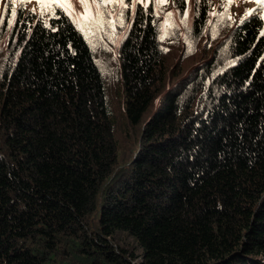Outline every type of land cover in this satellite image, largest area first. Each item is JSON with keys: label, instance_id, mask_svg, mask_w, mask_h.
Wrapping results in <instances>:
<instances>
[{"label": "trees", "instance_id": "16d2710c", "mask_svg": "<svg viewBox=\"0 0 264 264\" xmlns=\"http://www.w3.org/2000/svg\"><path fill=\"white\" fill-rule=\"evenodd\" d=\"M175 4L191 48L138 3L112 77L67 16L0 34V264H264V20Z\"/></svg>", "mask_w": 264, "mask_h": 264}, {"label": "rangeland", "instance_id": "374dc122", "mask_svg": "<svg viewBox=\"0 0 264 264\" xmlns=\"http://www.w3.org/2000/svg\"><path fill=\"white\" fill-rule=\"evenodd\" d=\"M205 1H207V3L209 4L208 6H210L209 11L214 10L216 13H220L223 11L222 8L223 5L224 7L229 8L231 12V19H228L227 16H224L222 18L219 16H215V17L212 16L213 17V19L211 20L212 23L211 24L208 23V30L210 32V33L208 32L209 35H213L215 32L218 33L221 28L227 26L232 22H236V20L241 17H244L246 10H255L260 7L257 3L254 2V0H247V2L246 0H232V3L230 5L228 4V0H205ZM3 2L4 3L6 2L8 4V9L10 11L7 17L6 16L7 5L0 6V34L4 33L5 29L8 28L7 25L9 24V21L12 20L10 12L13 7L17 12L19 8L22 7V4L26 3L25 11H32L33 9H35L36 14H39L41 12V7L40 4L38 3V0H15V3H13L12 0H2V4ZM144 2L147 3V5L152 4L156 9L157 11L155 12L157 15L156 18L158 20V24L161 25V29H160L161 35L167 37L168 45L170 48L175 50V48L181 49L182 46L190 45L192 40L187 35V28L185 27L184 24L180 23V20L184 17L182 14H180L179 16L175 15L176 13H178L177 12L178 6L175 4V0H164V3L160 4L158 7H157V0H144ZM138 3L142 5V3L140 2H137V4ZM109 7H111V5ZM130 12H131L130 8L125 9V15H124L125 27L121 28L117 24L114 31L111 28H105L103 29V32L96 31L95 34L91 35L90 38L93 44H95V50H93L92 45L89 43V39H86L84 34L80 31L81 34L86 39V41L91 46L94 55L98 57V59L102 62L101 65L103 71H105V76L108 75L109 77H112L119 73L120 41H121V36L123 35V32L126 28V20ZM169 12L174 13V16L171 18V20L168 21V27L165 29L164 27L165 17L166 14ZM189 14L190 12H188V16H190ZM188 16H187V20L188 22H190ZM113 19L115 18L113 17ZM103 33H107V35H104ZM109 36H113L114 38L109 39ZM185 37H187V39H185ZM108 49H111V51H109ZM106 69L109 71V73L108 71H106Z\"/></svg>", "mask_w": 264, "mask_h": 264}, {"label": "snow or ice", "instance_id": "6c2138e0", "mask_svg": "<svg viewBox=\"0 0 264 264\" xmlns=\"http://www.w3.org/2000/svg\"><path fill=\"white\" fill-rule=\"evenodd\" d=\"M15 3V0H12ZM137 2L142 3L143 8L146 9L148 7L147 3L144 0H38V3L41 7V17L46 14H50L53 18L60 19L61 16H67L68 19L74 24L79 31H81L86 39H89V43L92 45L93 50H95V44H93L91 40V35L95 34L96 31L103 32L105 28L115 29L118 26L123 28L125 27L124 15L125 9H131L130 20L135 18L136 15V4ZM184 4H189V0H181ZM247 2V0H246ZM260 7L255 10H246L245 17L255 14L259 19L264 20V0H254ZM164 0H157V7L160 4H163ZM194 4L195 11L193 13L194 16L199 15V7L201 4V0H192ZM232 0H228V4L230 5ZM111 5V7H109ZM26 8V3L22 4L21 13ZM60 9V16H57L56 9ZM223 11L220 13H216L214 10L208 12V15L211 16H219L224 17L227 16L228 19H231L230 9L224 7L222 5ZM7 9V6H6ZM33 14L35 13V9L32 10ZM158 14V13H157ZM176 13L175 15H178ZM12 20L9 21L8 29L10 30L12 27V21L15 20L17 16V12L13 7L10 12ZM174 16V13H167L165 17V29L168 27V21ZM188 11L185 8L183 12V17L180 20L181 24H184L186 28L190 30V24L187 20ZM113 17L115 19H113ZM244 21L241 20V23ZM46 27H50L47 21H43ZM211 24L212 21H209ZM128 28L131 27V23L127 25ZM53 31L56 29L53 27ZM107 35V33H103ZM261 36H264V32L260 33ZM113 36H109V39H113ZM162 39L164 37H161ZM213 38H215V34H213ZM123 39V36H121ZM187 39V37H185ZM191 48V45L189 46ZM111 51V49H108Z\"/></svg>", "mask_w": 264, "mask_h": 264}]
</instances>
